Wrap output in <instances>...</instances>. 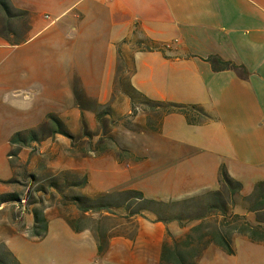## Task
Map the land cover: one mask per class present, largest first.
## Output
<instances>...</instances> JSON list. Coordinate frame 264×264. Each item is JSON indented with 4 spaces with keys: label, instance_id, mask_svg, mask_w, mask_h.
<instances>
[{
    "label": "crops",
    "instance_id": "obj_1",
    "mask_svg": "<svg viewBox=\"0 0 264 264\" xmlns=\"http://www.w3.org/2000/svg\"><path fill=\"white\" fill-rule=\"evenodd\" d=\"M19 8L28 12L27 35L15 40L0 34V45L17 48L15 69L20 67L23 73L30 54L18 48L31 46V53L39 48L44 55L47 50L56 57L55 65L77 73L85 99L97 105L85 110L93 112L101 105L112 104L113 112L120 114L131 104L129 95L116 85L121 50L129 87L152 100L203 107L209 118L201 124H190L178 112L159 111L163 113L160 118L150 117L172 144L165 149V154H170L165 166L173 168L166 175L174 183L193 182L207 191L218 189L223 166L243 183L244 189L264 180V0H26ZM139 39L148 40L155 48L138 50ZM213 55L236 66L216 70L210 61ZM19 84L22 89L21 78ZM121 104L127 106L123 109ZM89 179L86 188L91 186L90 175ZM244 189L243 195H248ZM96 191L103 190L94 189L87 195ZM238 204L245 208L248 218L252 212ZM88 213L76 208L73 216L80 218ZM128 214L121 211L119 215L125 223H132V230L107 233L103 252L92 226L85 224L88 228L76 231L56 213L47 218L48 230L55 218L67 222V242L58 245H67L68 257L73 249L80 255L92 240L97 264H172L162 259L164 246L172 244V236H182L195 224L182 227L179 222L165 223L149 214ZM32 223L33 219L30 227ZM239 237L255 252L264 248V243L244 235H237L234 242ZM210 255L220 258L229 254L211 244L197 264ZM258 259L248 257L246 261Z\"/></svg>",
    "mask_w": 264,
    "mask_h": 264
},
{
    "label": "rangeland",
    "instance_id": "obj_2",
    "mask_svg": "<svg viewBox=\"0 0 264 264\" xmlns=\"http://www.w3.org/2000/svg\"><path fill=\"white\" fill-rule=\"evenodd\" d=\"M8 1L18 13L20 3L26 0ZM15 18L8 20L9 24L4 28V16L0 17V34L18 40L27 35L30 24L23 14ZM39 40L35 43L38 44ZM16 49L0 45V201L14 193L20 196L17 201L0 205V264H16L15 258L22 264H97L92 240L84 252L79 255L73 249L70 257L67 245H58L67 242L64 227L68 224L63 218L53 219L43 238L33 236L35 229L30 224L31 219L32 224L35 223V208L41 209L48 219L55 217L56 213L77 217L73 216L77 207L70 203V195L90 194L94 189L108 192L138 189L148 197L166 199L207 191L198 183H174L166 175L167 171L173 170L165 166L169 164L166 160L170 159L165 149L172 144L161 135L159 124L150 119L160 118L162 112L141 100L132 101L120 114L113 112L112 104L98 106L93 112L85 110L97 105L89 104L85 99V91L76 79L77 73L55 65L56 57L50 56L47 50L45 55L39 48L38 52L31 53V46L18 48L25 54L30 53L21 73L20 67L15 69ZM24 56L26 60L27 56ZM7 77L9 83H6ZM20 78L23 80L22 89H19ZM122 106L124 109L127 105ZM49 113L59 117L63 130L70 135L63 134L55 120L47 121ZM29 128H38L40 141L23 147L16 165H13L16 158L9 155L12 150L10 137ZM165 156H169L168 159ZM84 169L91 178V186L87 188L72 184L82 180L86 174ZM55 180L62 184L64 192L52 190L51 184ZM252 188L248 186L244 193L249 194ZM138 203L129 201L123 208L113 207L109 214L90 211L76 219L92 227H103L109 234L123 228L130 232L132 223H125L119 214L121 211L133 214L139 208ZM145 211L142 213L155 217ZM234 212L245 214L246 210L237 204ZM248 218L256 222L254 214L250 213ZM4 236H7L5 241ZM243 239L239 237L234 242L233 257L210 255L202 260V264H264V248L255 252ZM248 257L259 259L249 263L246 261Z\"/></svg>",
    "mask_w": 264,
    "mask_h": 264
},
{
    "label": "trees",
    "instance_id": "obj_3",
    "mask_svg": "<svg viewBox=\"0 0 264 264\" xmlns=\"http://www.w3.org/2000/svg\"><path fill=\"white\" fill-rule=\"evenodd\" d=\"M15 10V7L8 0H0V17L4 16V28H7L9 24L8 20L20 14L26 17L28 15V12L25 10H21L18 13ZM136 48L138 50H152L155 47L148 40L139 39L136 40ZM119 50H121V43H119ZM210 61L216 70L236 66L232 61H226L216 55L211 56ZM124 63L125 57L122 56L121 50V61L117 68L116 85L129 95L133 103L141 100V102H145L151 108L158 109L159 111L182 113L190 124H201L209 118L203 107L198 104L152 100L133 86L130 85L129 87V84L127 85L128 77L126 76V65ZM48 120L49 122L55 120L59 124V130L63 134L70 135L67 131L63 130L62 122L57 115L49 113L47 115ZM37 130L38 128H29L28 130L18 131L10 137L12 150L9 155L12 158H16L13 165H16L23 147L31 146L35 142L40 141ZM54 132H56L55 129ZM89 182V174L86 173L83 175L81 181H74L72 184L86 187L89 185ZM51 188L52 190L57 189L60 192H64L62 184L56 180L51 184ZM243 189V183L230 176L223 166L221 169L220 187L218 189L182 199L152 198L146 196L143 191L138 189H125L113 192L96 191L92 195L73 194L68 199L70 203H73L83 213L90 211L100 212L102 210L110 211L113 207H122L129 201H136L140 202L138 203L139 208L133 214L142 213L146 210L152 213L156 220L165 223L176 221L182 227L195 222L182 236H172V244L164 246L162 259L172 264H197L198 258L203 255L204 251L211 244L219 246L229 255L235 254L234 239L237 235L247 236L251 241L256 243H264V180L256 182L251 193L248 195H243ZM64 196L66 195L64 194ZM19 199L20 196L14 193L10 198L1 199L0 203L17 201ZM68 199L64 201L65 204L68 203ZM119 201H123V203L120 204L118 203ZM239 202L249 212L255 214L256 223H252L246 215L234 212V207ZM127 207L130 206L128 205ZM127 207L124 209L128 210ZM33 212L35 214L33 236L41 239L48 231V219L41 209L35 208ZM59 214L65 217L76 231L87 227V225L80 223L81 221L77 222V219L75 220L70 216ZM131 214L129 213L127 217L131 216ZM142 214L145 215L144 213ZM93 230L99 242V250L103 252L107 248L108 237L106 230L103 227H94ZM9 253L12 254L10 250ZM15 262L16 264H21L16 258Z\"/></svg>",
    "mask_w": 264,
    "mask_h": 264
}]
</instances>
